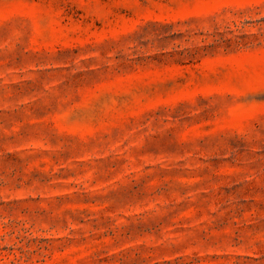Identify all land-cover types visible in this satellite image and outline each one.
I'll return each instance as SVG.
<instances>
[{
	"label": "rangeland",
	"instance_id": "1",
	"mask_svg": "<svg viewBox=\"0 0 264 264\" xmlns=\"http://www.w3.org/2000/svg\"><path fill=\"white\" fill-rule=\"evenodd\" d=\"M0 264H264V0H0Z\"/></svg>",
	"mask_w": 264,
	"mask_h": 264
}]
</instances>
